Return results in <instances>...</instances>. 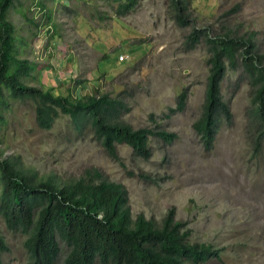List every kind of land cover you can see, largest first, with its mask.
<instances>
[{
    "label": "rangeland",
    "instance_id": "obj_1",
    "mask_svg": "<svg viewBox=\"0 0 264 264\" xmlns=\"http://www.w3.org/2000/svg\"><path fill=\"white\" fill-rule=\"evenodd\" d=\"M114 6L110 0L15 1L7 18L16 57L32 66L24 82L72 97L120 94L128 106L124 121L136 128L152 126L153 120L174 132L175 139L163 144L149 138L147 160L125 144L116 146L112 158L89 134L72 132L66 116L40 129L31 102L14 101L0 124V157H15L36 177L58 181L97 169L124 186L131 217L142 213L159 222L173 207L174 219L190 231V242L220 249L218 259L202 264H264V144L254 154L246 132L247 81L237 82L240 70L226 68L219 90L232 120L221 123L213 148L203 151L192 123L204 99L205 45L183 49L190 27L168 18L164 0H139L120 17ZM189 9L193 26L209 35L253 34L264 53V0H189ZM119 54L125 56L121 61ZM182 90L187 91L183 110L162 117ZM0 235L7 246L0 264H28L25 235L6 228L1 216ZM58 245L56 264H61L66 247L61 241Z\"/></svg>",
    "mask_w": 264,
    "mask_h": 264
},
{
    "label": "trees",
    "instance_id": "obj_2",
    "mask_svg": "<svg viewBox=\"0 0 264 264\" xmlns=\"http://www.w3.org/2000/svg\"><path fill=\"white\" fill-rule=\"evenodd\" d=\"M17 0H0V124L14 101L29 100L34 122L40 129H50L54 120L66 116L75 134H89L112 158L116 146L125 144L134 156L147 160L149 138L170 144L176 137L152 120V126L132 127L122 116L128 111L124 97L95 91L72 97L53 94L50 89L27 85L31 64L16 57L13 25L8 9ZM114 15L124 16L139 0H110ZM168 18L178 27H190L183 38L189 51L203 42L208 74L200 113L192 123L203 151L213 148L221 123L229 125L232 115L222 99L219 84L226 68L240 70L237 82L249 86L246 132L254 154L264 144V53L257 50L252 35L237 36L229 31L209 35L193 26L189 0H164ZM236 9V6L233 10ZM187 91L182 90L175 104L162 117L183 110ZM0 216L6 228L25 235L23 246L28 264H56L58 241L66 247L61 264H202L219 258V248L190 242L189 229L174 219L168 208L159 222L142 213L131 217L127 195L121 183L102 177L92 168L72 180L58 181L51 176L36 177L24 169L15 157H0ZM7 246L0 235V253Z\"/></svg>",
    "mask_w": 264,
    "mask_h": 264
},
{
    "label": "built area",
    "instance_id": "obj_3",
    "mask_svg": "<svg viewBox=\"0 0 264 264\" xmlns=\"http://www.w3.org/2000/svg\"><path fill=\"white\" fill-rule=\"evenodd\" d=\"M123 57H125L124 55H122V54H119L118 56H117V59H118V61H121V60H123Z\"/></svg>",
    "mask_w": 264,
    "mask_h": 264
}]
</instances>
